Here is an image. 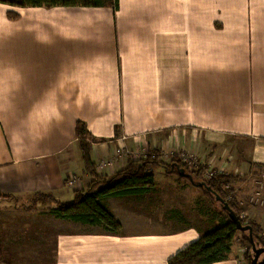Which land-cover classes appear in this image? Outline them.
I'll list each match as a JSON object with an SVG mask.
<instances>
[{
  "label": "crops",
  "instance_id": "crops-1",
  "mask_svg": "<svg viewBox=\"0 0 264 264\" xmlns=\"http://www.w3.org/2000/svg\"><path fill=\"white\" fill-rule=\"evenodd\" d=\"M78 122L97 140L98 175L149 151L165 161L188 154L237 177L233 199L264 233V0H0V264H169L220 224L217 208L189 179L156 167L149 192L104 201L118 232L58 217L56 200L72 201L93 180ZM38 193L56 200L27 209ZM238 237L211 264H246Z\"/></svg>",
  "mask_w": 264,
  "mask_h": 264
},
{
  "label": "trees",
  "instance_id": "trees-1",
  "mask_svg": "<svg viewBox=\"0 0 264 264\" xmlns=\"http://www.w3.org/2000/svg\"><path fill=\"white\" fill-rule=\"evenodd\" d=\"M2 2L19 7L47 8L56 6H113L116 8L118 6V0H19L18 2L2 0ZM8 17L16 20L20 18V14L10 10L8 11ZM76 139L86 169L93 175V180L85 190L76 191L72 201L61 202L57 201L51 194L38 193L33 196L29 205H25L27 209H31L39 203L46 204L49 199L56 200L57 206L53 209V212L58 217L86 224L102 225L108 231L116 233L121 229V223L109 211L104 201L111 197L149 192L155 185L154 169L162 166L167 173H175L181 178L189 179L193 185L201 188L204 194L211 197V201L216 205L221 217L218 226L206 231L199 240L190 243L179 251L169 260V264H211L224 260L228 257L232 242L238 234L241 236L242 244L247 246L249 253L253 254L248 232L238 229L229 212L221 208L214 193L221 196L229 204L243 225L252 226L256 243L260 247H264V233L261 227L255 222L244 218L242 207L233 199L232 195L230 198L228 197L230 192L231 194L233 192L231 183L237 177L213 170L210 177L207 178L205 177L206 168L204 166H193L191 168L190 165L175 157L165 161L156 151H149L139 159H129L128 166L114 175L100 176L96 173L95 163L91 156L93 144L97 140L84 122L77 123ZM181 169H184L188 175H181ZM203 182L211 188L212 192L207 190L204 185H199ZM226 185L227 189H225ZM2 257L3 252L0 249V259ZM250 257L251 255L246 259L248 260L247 264H251Z\"/></svg>",
  "mask_w": 264,
  "mask_h": 264
},
{
  "label": "water",
  "instance_id": "water-1",
  "mask_svg": "<svg viewBox=\"0 0 264 264\" xmlns=\"http://www.w3.org/2000/svg\"><path fill=\"white\" fill-rule=\"evenodd\" d=\"M181 175H188L185 173L184 169H181ZM192 178V177H191ZM199 185H204L207 190L211 191V188L206 185L205 182L199 183ZM215 194L216 200L219 202V205L221 206L222 209H225L226 211L229 212L230 217L236 222L237 227L240 231L248 232V236L252 245V252L253 254L250 257L251 264H264V247H260L256 241L255 237L253 234V229L251 225H243L242 222L240 221L239 217L235 214V212L231 209L229 204L223 200L221 196L218 194Z\"/></svg>",
  "mask_w": 264,
  "mask_h": 264
},
{
  "label": "rangeland",
  "instance_id": "rangeland-1",
  "mask_svg": "<svg viewBox=\"0 0 264 264\" xmlns=\"http://www.w3.org/2000/svg\"><path fill=\"white\" fill-rule=\"evenodd\" d=\"M173 157H175L176 159H178V160H181L183 163H186V164H188V165H190L191 166V168L194 166V167H197V166H201V164H199L198 163V161H197V158L196 157H193V156H189L188 154H175ZM139 159V158H138ZM206 167V166H205ZM207 169V168H206ZM162 170H164V168L162 167V166H158L157 167V169H156V171H157V176H159V172L160 171H162ZM213 170L212 169H208V170H205V177H210V174H211V172H212ZM214 171H217V170H214ZM219 172V171H218ZM228 187H227V185L225 186V189H227ZM231 192H230V194H229V198L231 197ZM233 197V196H232ZM209 198H210V200H212L211 199V197L209 196ZM234 198V197H233ZM230 200H232V199H230ZM235 200V199H234ZM212 203H213V201H211ZM28 204H30V203H28ZM23 205H25V204H23ZM215 205V204H214ZM215 207H216V205H215ZM247 237V236H246ZM246 237H245V239H246ZM239 239L238 240H240L241 241V246H240V248L242 247V252H243V256H244V260L246 261V264L248 263L247 261L248 260H246L247 258H249V255H252V253L250 252H248V248H247V246H245V245H243L242 244V239H241V236L240 237H238ZM238 243H240V242H238Z\"/></svg>",
  "mask_w": 264,
  "mask_h": 264
},
{
  "label": "built area",
  "instance_id": "built-area-1",
  "mask_svg": "<svg viewBox=\"0 0 264 264\" xmlns=\"http://www.w3.org/2000/svg\"><path fill=\"white\" fill-rule=\"evenodd\" d=\"M124 138H125V137H123L122 140H124ZM124 152H125L126 154H130V151L127 150L125 146H120V147H118V149H117V153L123 154ZM112 163H113V160H112V159H110V160H108V159H106V160H102V161H100V163H99V168H100L101 170H104L106 167L111 166ZM70 184H72V182H70Z\"/></svg>",
  "mask_w": 264,
  "mask_h": 264
}]
</instances>
